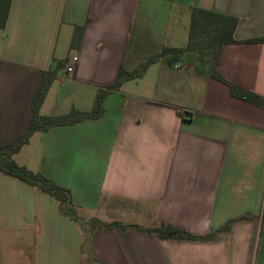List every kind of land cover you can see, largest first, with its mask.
I'll use <instances>...</instances> for the list:
<instances>
[{
  "label": "crops",
  "instance_id": "obj_1",
  "mask_svg": "<svg viewBox=\"0 0 264 264\" xmlns=\"http://www.w3.org/2000/svg\"><path fill=\"white\" fill-rule=\"evenodd\" d=\"M193 8L237 19L217 70L264 99V43H242L264 37V0H10L0 145L28 129L44 75L53 81L40 116L90 111L120 69L185 48ZM102 107L99 119L33 133L12 157L69 191L71 217L0 173V264H264V108L232 97L189 57L157 61ZM114 222L125 229L99 224ZM161 225L198 239L150 232Z\"/></svg>",
  "mask_w": 264,
  "mask_h": 264
},
{
  "label": "trees",
  "instance_id": "obj_2",
  "mask_svg": "<svg viewBox=\"0 0 264 264\" xmlns=\"http://www.w3.org/2000/svg\"><path fill=\"white\" fill-rule=\"evenodd\" d=\"M10 0H0V31L5 26ZM237 19L221 15L212 11L193 8L190 16L187 45L183 49L162 48L159 53L148 57L140 63L133 71L127 72L123 69L118 71L113 84L97 91L92 109L90 111H79L71 108L67 114L42 117L38 114L39 107L53 81L51 72L44 75L40 87L32 96V118L28 129L9 143L0 145V173L11 176L17 180L27 183L34 188L52 197L59 205L60 212L67 217L73 215L70 193L67 189L55 185L52 181L39 173L29 171L25 167L18 166L13 156L25 146L35 132L44 131L49 127L71 125L83 120H96L102 117L104 110L102 102L107 94L118 89L124 81L140 78L146 69L157 61L169 57L175 63L183 57H189L193 63L204 72L208 78L228 87L230 95L241 101L264 108V99L250 91L240 88L226 81L217 70L220 49L223 45L235 44L234 31ZM242 43H264V37H258L242 41ZM246 216H240L225 223L214 233L208 234L204 239H213L218 235L228 232L230 224L235 220H241ZM101 228H121L124 226L114 222L110 224L99 223ZM159 237H170L181 240H196L197 237L189 235L182 230L161 225L159 228L150 230Z\"/></svg>",
  "mask_w": 264,
  "mask_h": 264
},
{
  "label": "built area",
  "instance_id": "obj_3",
  "mask_svg": "<svg viewBox=\"0 0 264 264\" xmlns=\"http://www.w3.org/2000/svg\"><path fill=\"white\" fill-rule=\"evenodd\" d=\"M73 60H74V59H73ZM71 71H72V68H71V67H67V68H66V72H67V73H70Z\"/></svg>",
  "mask_w": 264,
  "mask_h": 264
}]
</instances>
